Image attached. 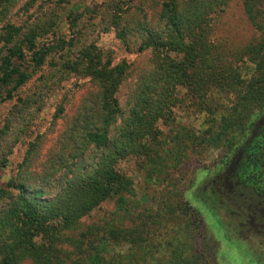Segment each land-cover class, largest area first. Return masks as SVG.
<instances>
[{"label":"trees","instance_id":"trees-1","mask_svg":"<svg viewBox=\"0 0 264 264\" xmlns=\"http://www.w3.org/2000/svg\"><path fill=\"white\" fill-rule=\"evenodd\" d=\"M15 2L0 0V102L18 95L29 71L43 66L52 67L56 81L86 77L93 89L37 178L25 175L22 167L0 187V264H215V242L200 236L197 212L183 192L172 188L169 169L190 153L230 150L264 110V18L258 0L241 2L246 19L260 33L239 50V57L253 64L247 78L240 77L236 59L213 36V21L226 0L134 5L133 0H101L70 10L65 17L69 28L87 19L86 27L113 32L125 51L148 53V64L123 104L117 92L129 73L125 59L115 61L94 39L77 45L74 37L61 36L40 44L42 35L57 26L60 5L41 2L23 26L2 21ZM55 52L59 59L52 56ZM224 97L229 104L221 106ZM17 100L29 105L26 97ZM188 105L208 114L202 130L174 123L175 111ZM61 111L58 106L54 114ZM33 143H27L20 167L30 163ZM124 160L134 161L144 183L164 185L158 199L136 198L132 179L122 170ZM48 177L57 185L52 194L45 190ZM213 194L200 199L219 222ZM107 201L114 208L106 219L77 229L83 217Z\"/></svg>","mask_w":264,"mask_h":264},{"label":"rangeland","instance_id":"rangeland-1","mask_svg":"<svg viewBox=\"0 0 264 264\" xmlns=\"http://www.w3.org/2000/svg\"><path fill=\"white\" fill-rule=\"evenodd\" d=\"M43 1L46 3H55L56 1L61 7V14L58 17L57 26L53 27L52 31H46L38 40L40 44H50L61 36L65 40L74 37L77 39V45L94 39L104 51L111 53L115 61L125 59L129 63V73L117 92L118 100L123 104L132 86V81L148 64V53L135 54L125 51L114 37L113 32H100L97 27H86L87 19L79 23V26L69 28L65 17L70 10L77 8L76 12H78L83 7L91 6L101 0H69L67 3H59V0H16L2 21L26 26L31 17H34L36 6ZM139 1L143 2L144 0H133V5ZM241 2L242 0H226L223 11L213 21L212 30L213 36L221 40L230 50L229 54L232 53L236 59L234 64L240 77L247 78L253 70V64L245 56L240 55L239 57V50L247 43L259 39L260 33L246 19ZM256 8L264 18V0H258ZM93 22H96V19H93ZM83 26L86 28L84 29ZM59 53H52V56L59 59ZM51 68L43 66L40 69L29 71V77L18 95L0 102V162L4 163L0 167V187L4 186L8 177L14 176L22 167L25 170V175L37 178L41 166L44 168L41 164L48 160L50 153L61 144L60 138L66 125L72 118L74 119L77 107L84 102L93 89L92 83L86 77L69 76L61 81H56V75ZM42 75L43 77H41ZM18 96L26 97L29 100V105H20V102H17ZM219 103L224 106L228 105L229 101L227 97H224L219 99ZM58 106L62 107V111L55 115L54 112ZM207 116L205 111H199L194 106L188 105L184 109L178 108L175 111L174 123L190 126L195 131H200L205 126L204 120ZM215 116H218V113H215ZM163 130L166 132V127H163ZM30 141H33L35 145L30 152V163L20 167L26 154L27 143ZM227 156V151H223L220 147H210L197 155L188 154L175 168L169 169L171 171L170 181L174 183L172 188L183 192V197L197 212L200 219V236L207 235L214 240L216 249L213 262L215 264L264 263V258L254 257L256 252L247 253L236 240L237 235L224 227V218H229V221L234 219L232 215L224 212V204L218 202V200H224V195L219 193V197H217L215 193H211L216 196L214 201L216 207H221L218 208L217 215L220 221L223 220L222 223L217 221L213 211L207 205L208 202L200 199L201 196L210 194L209 189L213 187L210 179L213 178L212 175L217 169L216 167H219ZM121 166L122 170L132 179L137 199L141 194L147 198L158 199L159 193L164 192L162 191L164 185L155 186L141 180L134 171L133 160H124L121 162ZM26 172L28 173L26 174ZM56 187L52 177H48L45 182L46 192L52 194ZM172 188L167 187V189ZM113 208L111 201L101 203L98 208L82 218L77 229L92 222H101L106 219L110 211H113ZM125 223L127 224L128 220ZM200 242V237H198L196 239L198 247L201 246ZM64 247L71 249L67 245ZM250 250L256 251L255 246Z\"/></svg>","mask_w":264,"mask_h":264},{"label":"flooded vegetation","instance_id":"flooded-vegetation-1","mask_svg":"<svg viewBox=\"0 0 264 264\" xmlns=\"http://www.w3.org/2000/svg\"><path fill=\"white\" fill-rule=\"evenodd\" d=\"M227 155L210 179L213 187L209 192H215L217 197L219 193L224 195V200L218 202L224 204L226 214L234 217L233 221L224 218V227L237 235L236 240L247 253L256 252L254 257L263 259L264 110L257 114L252 127ZM253 246L256 251L250 250Z\"/></svg>","mask_w":264,"mask_h":264}]
</instances>
